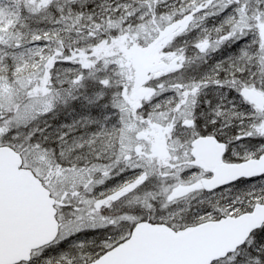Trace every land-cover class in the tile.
I'll return each mask as SVG.
<instances>
[{
	"label": "snow or ice",
	"instance_id": "1",
	"mask_svg": "<svg viewBox=\"0 0 264 264\" xmlns=\"http://www.w3.org/2000/svg\"><path fill=\"white\" fill-rule=\"evenodd\" d=\"M0 264H264V0H0Z\"/></svg>",
	"mask_w": 264,
	"mask_h": 264
}]
</instances>
